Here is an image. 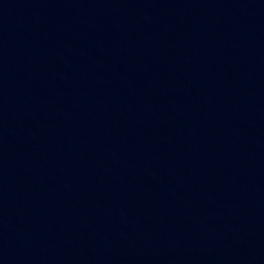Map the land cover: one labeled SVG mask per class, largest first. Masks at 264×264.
I'll return each instance as SVG.
<instances>
[{"label":"water","instance_id":"water-1","mask_svg":"<svg viewBox=\"0 0 264 264\" xmlns=\"http://www.w3.org/2000/svg\"><path fill=\"white\" fill-rule=\"evenodd\" d=\"M0 264H264V0H0Z\"/></svg>","mask_w":264,"mask_h":264}]
</instances>
